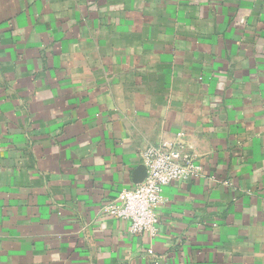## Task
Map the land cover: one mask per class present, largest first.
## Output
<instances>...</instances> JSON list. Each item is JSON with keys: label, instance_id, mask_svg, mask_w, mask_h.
<instances>
[{"label": "crops", "instance_id": "obj_1", "mask_svg": "<svg viewBox=\"0 0 264 264\" xmlns=\"http://www.w3.org/2000/svg\"><path fill=\"white\" fill-rule=\"evenodd\" d=\"M166 142L201 176L133 234ZM0 264H264V0H0Z\"/></svg>", "mask_w": 264, "mask_h": 264}, {"label": "built area", "instance_id": "obj_2", "mask_svg": "<svg viewBox=\"0 0 264 264\" xmlns=\"http://www.w3.org/2000/svg\"><path fill=\"white\" fill-rule=\"evenodd\" d=\"M142 158L146 171L143 181L121 190L105 212L128 222L131 233L154 237L159 231L157 209L164 199V188L173 182L200 178L201 167L178 142L151 146L142 152Z\"/></svg>", "mask_w": 264, "mask_h": 264}, {"label": "water", "instance_id": "obj_3", "mask_svg": "<svg viewBox=\"0 0 264 264\" xmlns=\"http://www.w3.org/2000/svg\"><path fill=\"white\" fill-rule=\"evenodd\" d=\"M143 168H144V173H141L140 171H136V173H135V181L137 183L142 182L145 175H146L145 167H143Z\"/></svg>", "mask_w": 264, "mask_h": 264}]
</instances>
